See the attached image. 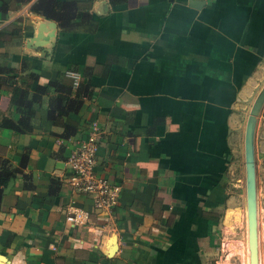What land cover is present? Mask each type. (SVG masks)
<instances>
[{"label": "crops", "instance_id": "obj_1", "mask_svg": "<svg viewBox=\"0 0 264 264\" xmlns=\"http://www.w3.org/2000/svg\"><path fill=\"white\" fill-rule=\"evenodd\" d=\"M4 1L0 122L20 118L16 87L31 93L58 72L90 78L93 91L70 113L77 131L69 138L47 117L52 91L31 132L0 127V172L19 169L0 196V264H249L247 222L246 243L238 231L245 126L264 84V0H93V31H63L54 21V38L51 25L38 36L46 18L30 11L35 0ZM93 122L95 171L120 187L110 209H94L68 181L67 159ZM254 159L257 199L264 104ZM70 203L90 211L87 224L70 226ZM257 229L264 264L260 215Z\"/></svg>", "mask_w": 264, "mask_h": 264}, {"label": "trees", "instance_id": "obj_2", "mask_svg": "<svg viewBox=\"0 0 264 264\" xmlns=\"http://www.w3.org/2000/svg\"><path fill=\"white\" fill-rule=\"evenodd\" d=\"M17 4H25L33 0H13ZM93 0H35L30 11L55 21L63 31L74 32L83 29L86 32L96 28L95 21L88 13V4ZM81 2H84L82 5ZM8 4L0 0V12H6ZM7 34L0 31L1 35ZM66 72H58L54 80H49L44 85H36L31 93L16 87L13 91L11 102L15 106L20 118L16 122L2 120L0 127H9L16 133H29L32 131V120L37 108L40 107L43 96L52 91L49 98L47 117L54 126L62 128L61 138H69L77 131V127L69 121L70 113L79 111L84 100L91 98L92 86L90 78H83L74 84L73 79L65 80ZM31 77L37 79L38 75L30 72ZM83 77H86V75ZM19 172L18 168L5 169L0 172V196L5 184Z\"/></svg>", "mask_w": 264, "mask_h": 264}, {"label": "built area", "instance_id": "obj_3", "mask_svg": "<svg viewBox=\"0 0 264 264\" xmlns=\"http://www.w3.org/2000/svg\"><path fill=\"white\" fill-rule=\"evenodd\" d=\"M70 75L76 84V74ZM99 137V127L93 122L85 138L77 142L71 151L67 164L70 170V185L76 191L89 195L94 209L102 210L117 204L120 187L95 171ZM65 217L70 226H83L89 221L90 211L70 203L65 208Z\"/></svg>", "mask_w": 264, "mask_h": 264}, {"label": "water", "instance_id": "obj_4", "mask_svg": "<svg viewBox=\"0 0 264 264\" xmlns=\"http://www.w3.org/2000/svg\"><path fill=\"white\" fill-rule=\"evenodd\" d=\"M39 28L51 25L53 31L47 38H54L56 24L49 19H41ZM46 38V39H47ZM264 104V84L258 92L246 121L244 134V163H245V198H246V222L247 241L249 250V264H258V235H257V200H256V177L254 159V130L257 117Z\"/></svg>", "mask_w": 264, "mask_h": 264}, {"label": "rangeland", "instance_id": "obj_5", "mask_svg": "<svg viewBox=\"0 0 264 264\" xmlns=\"http://www.w3.org/2000/svg\"><path fill=\"white\" fill-rule=\"evenodd\" d=\"M260 191V190H259ZM257 217H259V215L261 216V218H264V196H262V194L260 195V193L258 194L257 192ZM241 211H242V226L241 228L239 229V233L241 235V238L240 240L244 243H246V240L244 239V230L246 229V207H245V203L243 202V204L241 205ZM263 209V210H262ZM260 212V213H259ZM237 239V238H236ZM264 256H261V260L263 261L264 259L262 258ZM235 264H242V261L240 259H236L235 260Z\"/></svg>", "mask_w": 264, "mask_h": 264}, {"label": "bare ground", "instance_id": "obj_6", "mask_svg": "<svg viewBox=\"0 0 264 264\" xmlns=\"http://www.w3.org/2000/svg\"><path fill=\"white\" fill-rule=\"evenodd\" d=\"M257 235H258V229H257ZM258 264H259V253H258Z\"/></svg>", "mask_w": 264, "mask_h": 264}]
</instances>
